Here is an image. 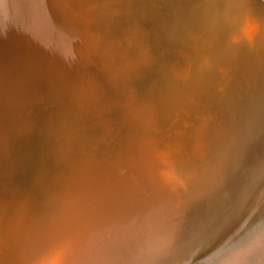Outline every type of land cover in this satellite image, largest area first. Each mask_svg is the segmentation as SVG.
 Instances as JSON below:
<instances>
[{
  "label": "bare ground",
  "instance_id": "bare-ground-1",
  "mask_svg": "<svg viewBox=\"0 0 264 264\" xmlns=\"http://www.w3.org/2000/svg\"><path fill=\"white\" fill-rule=\"evenodd\" d=\"M104 1L0 0L2 116L8 117L50 100L59 103L71 117L95 115L97 137L102 135L116 140L115 146L105 156L100 154V157L93 158L86 155L88 151L79 142L65 139L64 145L59 144L55 151L56 162L67 166L63 175H52L49 164L44 170L50 176L44 171L37 173L38 180L33 182V187L29 191L23 190L21 194H16L11 183H6V192L13 195L15 201L11 207H0V264H175L171 259L176 258L179 247H176V242L173 243L176 227L173 220L180 213L184 215L191 211L195 203L192 201L193 181L197 179L192 174L200 168L208 169V184L212 188L213 197L210 194L208 200L206 198L209 214L205 216L207 228L213 227L211 237L218 228L227 225L229 217H236L235 206L225 207L232 196L224 198L221 195V199H213L219 193L216 186L221 170L217 161L215 164L212 162L218 160L221 152L215 153V150L210 149L213 140H207L209 130L205 129L208 125L206 118L202 117L188 130L194 134V140L186 143V148L182 142H177L184 135L178 131L174 133L173 141L162 145L161 136L165 133L159 130V123L153 118L160 117L166 121L171 117V111L180 110H185L190 117L192 111L189 107L179 106L192 91H202L206 86L211 89L213 83L224 88L232 84L231 92L237 93L242 86L252 84L251 80L262 79L261 70L256 64H251L247 57L241 58L236 66L228 62L231 50L247 38L243 33L247 24L245 27L243 25L244 28L241 26L245 22L244 0H212L218 7L217 12L225 17L227 26L232 25V29L237 30V35L233 34L236 39L229 43L231 48L219 43L214 20H211L209 27L205 19L203 24L208 27L207 32L202 31L196 36L194 33L188 34L187 48L171 49L163 55L161 62L158 61L159 72L172 78L170 85L176 87L177 97L164 107L160 102L153 101L133 105L135 103L131 98L136 100L138 96L139 100L142 95L136 93L137 96L131 97L123 93L119 96L118 104L121 103L127 109L120 113L119 120L113 119L117 122L110 123L100 118L110 106L109 103L103 104L102 100H111L118 87L126 88L133 75H144L142 69L147 55L143 49H135L131 44H136L131 43L129 37L123 43L105 47L101 44L102 40L98 43L89 34L90 26L99 17L96 8ZM205 1L199 0L198 3ZM250 2L256 5L263 18L264 0ZM193 20H188L192 22L190 26H193ZM179 23V28H182L179 31L187 29L185 24L186 28ZM256 24L264 26V19H257ZM262 32L264 30L254 26L251 34L256 36ZM193 39L197 42L194 48L190 45ZM257 40V43L264 41ZM122 45L128 47L127 53L117 48ZM255 47L254 55L258 54V47ZM193 52L195 57L191 55ZM100 58L107 83L91 84L90 80H84L78 67ZM141 77L145 80L146 74ZM148 80L147 76L142 85L146 86ZM91 87V91L87 90ZM31 126L33 128L34 123ZM26 130H30V126L25 129L21 124L20 132L26 133ZM174 145L176 149H173ZM178 156L181 166L174 169L169 163ZM213 165L215 168L211 171ZM17 172L14 168V173ZM42 183L56 186L54 190L48 191L47 202L42 201V194L38 193ZM228 191H231V187ZM211 216H216V226ZM204 236L208 238L206 234ZM227 240V245L211 258L212 262L210 259L205 264H264V190L255 220ZM194 245L198 248L200 243L195 242ZM189 246H193V241Z\"/></svg>",
  "mask_w": 264,
  "mask_h": 264
},
{
  "label": "rangeland",
  "instance_id": "rangeland-1",
  "mask_svg": "<svg viewBox=\"0 0 264 264\" xmlns=\"http://www.w3.org/2000/svg\"><path fill=\"white\" fill-rule=\"evenodd\" d=\"M198 1L199 0H105L97 6L96 13L99 17L95 20L96 22L90 26L89 34H91L98 43L102 40L101 44L105 47L108 44L115 43L118 45L121 42L123 43V40L129 37L131 43L134 42L136 44V46L131 44L135 49L138 50V48H141L145 51L147 60L144 61L145 64L142 71L145 72L144 75L146 74V77H149V83L146 82V86H143L142 83L146 80V77L144 80V77H141L144 75L139 74L138 77L137 74H135L132 76L126 88L118 87V90L113 93L116 95H114L111 100H102L103 104H110L106 109V113L100 117L103 122H117L120 113L127 109V107L122 106L121 103L118 104L119 96L123 93L131 97L136 95V93L142 95L139 100L137 95L136 100L134 97L131 98V101L133 99L135 103L133 105L145 104L148 101H153L160 102L161 106L164 107V105H168L170 101H173L175 97H177L176 87L170 85L172 78L169 75H164L162 72H159V62H161L163 55L167 51L171 49L182 50L184 47L187 48L188 34L194 33V36H196L202 31L207 32L208 27H206L205 24L210 27L211 24L209 23H211V20H214L213 24L215 25L216 36L220 39L219 43L231 48V44L229 43L234 42L233 39L236 36L233 37V34L237 35V30L232 29V25L227 26L228 24L225 17H223L222 14L220 15V12H217L218 7L215 6L212 0H206L201 4L198 3ZM244 4L245 14L243 17L245 19H243V21L245 22H243L241 26L243 27L244 25L245 27L247 24V28L243 27V31H245L243 33L247 36V40H243L237 48L231 50L228 62L236 66V63L245 56L250 60L251 64H256L257 68L261 70L262 79L255 81L251 80L252 84L242 86L237 93L231 92L232 84L224 88L221 85L216 86L213 83L211 89L206 86L202 91H192L191 94H188L186 97V101L179 106V108L182 106L189 107L190 112L192 111L190 117L185 110H180L173 113L171 111V117L166 121L160 117H156V119L153 118V121L159 123V130H163L165 133L161 136L162 145L173 141L175 138L173 135L178 131V133L184 135H182V139L177 142H182L185 148L188 142L194 140V134H192V132L189 133L188 130L192 129L197 122L203 119L202 117L206 118L208 125L205 129L209 130L207 140H213L210 149L215 150V153L221 152V155L218 156V160L215 159L213 162L209 160V162L213 164L217 161V163L220 164L219 168L221 170V177L218 179V185L216 186V191H219V196L216 194L213 199H221V195L224 196V198H230V196H232L225 207L228 209L231 205H233V207L235 206L236 217H229L227 225L218 228L211 237L213 227L208 229V222L206 221V215L209 214L208 208H206L208 205L206 198L208 200L210 194L212 195V188L208 184V180L210 179L208 177L209 171L208 169L201 170L202 168L194 171L192 175L197 178L195 181L199 184L193 181L194 194L192 195V201L194 200L195 203H192L193 207L191 211L185 212L184 215L180 213L173 220V225L176 224L173 231V243L176 242V247H179L175 253L176 258L171 259L173 262L175 261V264H205L206 262L204 261L207 257H213L227 245V239L230 236L238 234L239 231H243L255 220V216L262 202L264 190V41L257 43V39L263 40L264 33H258L256 36H253L251 33L254 26L258 27L260 30H264V26L261 25V27H259L260 25L258 24L254 25L257 19L260 18L263 20L264 17H260L262 14H259L256 5L250 2V0H244ZM214 7L217 9H214ZM198 8L200 9L199 12L197 11ZM187 13L188 15H186ZM190 13L194 17L190 15ZM196 13H198V16L200 14V17L203 16V21L201 18L202 22L200 21V17L195 16L197 15ZM185 15L186 18L190 16V19H186ZM193 18V26H190L192 22L189 21H192ZM221 18L222 21L220 20ZM195 19L197 21H195ZM248 19H250V21H246ZM180 21H182V23ZM185 21L188 22V24H186ZM204 22L205 24H203ZM178 23L182 25L181 27H185L186 25L187 29L182 30V32L179 31L182 28H179L180 26H178ZM222 23L224 25L219 27ZM173 24H177L175 28H173ZM168 27L172 29L170 30ZM228 28L232 30L230 29V31ZM174 29L177 30L175 31ZM172 30L173 33L171 34ZM233 30H235V32ZM166 31L170 36L172 35V37L168 36ZM168 31L171 32L169 33ZM159 35L161 38H159ZM240 35L243 34L240 33ZM229 38H231L232 41L230 40L229 42ZM174 39H177V41ZM168 40H171L170 43ZM166 42L167 44H165ZM156 43H159V45ZM253 43L256 45H253ZM123 45L121 47L117 46V48H122L119 51L127 53L128 47ZM190 45L194 48L197 42L193 39ZM255 46L258 47V54L256 55L253 54V49L256 48ZM156 48L162 53H158ZM191 55L195 57L194 52L191 53ZM101 62L100 58L93 62H86V65H80L78 67V70L83 73L84 80L88 79V81H91V84L94 83L96 85H105L107 83V77L105 76V72H103ZM150 70L153 71L151 72ZM140 77L143 78L144 81L141 80ZM136 83L140 85L138 86ZM137 87L141 90H138ZM91 89L92 87L87 90L91 91ZM58 104L57 102L55 103L54 101L47 100L42 105L30 106L8 117L2 116L0 106V207H2V205L11 207L12 202L14 203L15 201L13 195L6 192V183H11V186L15 188L16 194H21L23 190L29 191L33 187V182L38 180V174L43 171L46 172L44 169H46L45 167L49 166V164L51 167V174L54 176L63 175L64 172L67 171L66 165L56 162L55 160L56 148L59 144L63 146L64 141H66L65 139H72L77 143L79 142L78 144L88 151L86 155L93 158L100 157L101 155L105 156L110 149L115 146V139H109L107 136L102 135L97 137L98 131L94 124V121H97L95 115L71 117L62 109L61 105ZM86 111L89 112L88 109H86ZM114 118L118 120L115 121L113 120ZM32 123H34L33 128L31 126ZM48 123L51 124L48 125ZM91 123L94 125H91ZM21 124L25 129L26 126H30V130H26V133H21ZM87 128H89V130ZM90 135L95 137H92V139ZM89 141L91 142L89 143ZM61 148L67 150L65 147ZM173 149H176V145H174ZM73 151L75 150L73 149ZM68 154H70L69 151ZM131 155H133V153H131ZM178 157L170 160L171 163L169 164L174 169L181 166V158L179 157L178 159ZM14 168L18 170L17 173H14ZM214 168L215 165L211 166L210 170L213 171ZM251 170H253L252 173ZM46 174H48V172H46ZM48 176L50 175L48 174ZM41 185L42 186L38 189V193L42 194L40 199L47 202L48 191L54 190L56 186L44 185L43 183ZM196 186L198 188L197 193ZM229 187H231V191H228ZM225 191L229 193H224ZM211 219L214 226H216L218 222L217 220L215 221L216 216H211ZM205 234L208 238L204 236ZM191 241H193V246H189ZM195 242L196 244L200 243L198 248L195 247Z\"/></svg>",
  "mask_w": 264,
  "mask_h": 264
},
{
  "label": "water",
  "instance_id": "water-1",
  "mask_svg": "<svg viewBox=\"0 0 264 264\" xmlns=\"http://www.w3.org/2000/svg\"><path fill=\"white\" fill-rule=\"evenodd\" d=\"M253 3V2H252ZM212 258V256L211 257H207L206 259H205V261L204 262H208V260H210ZM210 262H212V259H211V261ZM210 262L208 263V264H210ZM203 264V263H202Z\"/></svg>",
  "mask_w": 264,
  "mask_h": 264
}]
</instances>
